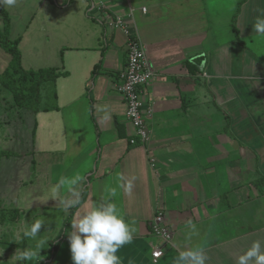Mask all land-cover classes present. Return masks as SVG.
<instances>
[{
	"label": "crops",
	"instance_id": "crops-1",
	"mask_svg": "<svg viewBox=\"0 0 264 264\" xmlns=\"http://www.w3.org/2000/svg\"><path fill=\"white\" fill-rule=\"evenodd\" d=\"M41 11L49 50L31 55L54 65L30 69H59L56 106L35 112L32 171L21 169L14 186L0 183V210L23 212L10 220L19 229L0 223V264H13L16 249H34L42 238L50 241L25 264H73L71 224L111 188L135 229L117 253L122 264H174L188 246L203 247L206 264H236L253 241L264 243V35L253 29L264 0H42ZM117 15L159 74L144 96L155 109L145 145L132 143L135 128L117 87L127 63L126 35L112 24ZM10 39L25 61L21 38ZM7 113L0 103V130L18 116ZM61 178L59 200L39 203ZM74 193L80 203L65 213L60 201ZM157 212L174 241L155 262L149 221ZM38 220L36 240H17V231ZM188 221L198 235L189 237Z\"/></svg>",
	"mask_w": 264,
	"mask_h": 264
},
{
	"label": "clouds",
	"instance_id": "clouds-1",
	"mask_svg": "<svg viewBox=\"0 0 264 264\" xmlns=\"http://www.w3.org/2000/svg\"><path fill=\"white\" fill-rule=\"evenodd\" d=\"M17 0H0V7H13ZM253 29L256 33L264 35V17L257 18ZM73 180L71 183L75 184ZM66 180L61 178L50 190L46 199L38 200L45 204L48 199L59 200L60 189ZM122 187L124 185H121ZM132 182L126 185V191H132ZM108 196L105 202L95 206L91 211L73 220L71 231L67 233L71 260L73 264H122L118 251L126 244L131 243L135 229L120 214L117 205L112 202L116 196V189H107ZM77 198L71 201H60L64 204V212L80 203L79 194L74 193ZM43 221H36L30 226L23 227L17 231V240L22 238L36 240ZM189 237L198 235V229L192 221H188ZM47 239H38L35 248L16 249L11 256L13 264H25L27 261L38 259L41 250L48 244ZM208 256L201 246H188L178 251L174 264H206ZM236 264H264V243L255 240L251 246L237 257Z\"/></svg>",
	"mask_w": 264,
	"mask_h": 264
},
{
	"label": "rangeland",
	"instance_id": "rangeland-1",
	"mask_svg": "<svg viewBox=\"0 0 264 264\" xmlns=\"http://www.w3.org/2000/svg\"><path fill=\"white\" fill-rule=\"evenodd\" d=\"M41 2L42 0H17L15 6L11 8L0 7V29L4 30L5 27V16L2 12V9H4L10 16L9 37L12 39L21 38L20 47L25 53V61H22V67L27 69L54 65L50 61L34 60L31 55L34 52L40 58L45 56L49 50L45 36L46 27L39 26L40 20L45 18V14L43 15L41 11ZM10 60L11 55L0 44V74L6 71ZM1 90V108H5L10 117H13L15 112L18 114L16 119L12 120L9 125L3 123L0 130V149L14 151L13 155L4 156L1 159L0 183L14 186L18 183L19 177L24 173L21 169L26 170L29 168L32 171L30 166L34 159L33 149L35 143L31 131L37 120V114L31 111L25 112L24 114L20 110L12 111L17 107L13 92L3 87ZM4 209L0 210V215H5L6 217L1 221L2 217L0 216V223L2 224L3 230H8L10 227L12 230L19 229L20 224H13L14 227H12L13 221L10 220L13 217H23V212L20 209L16 210L17 208L12 210ZM35 210L36 208L31 209L29 214L33 215ZM26 216L29 215L27 214ZM53 221H56V219L53 218ZM24 246V248H33L31 243H28V245L25 244Z\"/></svg>",
	"mask_w": 264,
	"mask_h": 264
},
{
	"label": "built area",
	"instance_id": "built-area-1",
	"mask_svg": "<svg viewBox=\"0 0 264 264\" xmlns=\"http://www.w3.org/2000/svg\"><path fill=\"white\" fill-rule=\"evenodd\" d=\"M112 24L126 35L127 63L119 74L117 87L127 104V116L135 128L132 143L145 145L151 139L152 130L148 121L154 117L155 109L144 96L159 74L151 68L144 46L130 30L124 17L117 15ZM149 226L153 238L151 257L157 262L173 245L174 231L163 212H157L149 221Z\"/></svg>",
	"mask_w": 264,
	"mask_h": 264
},
{
	"label": "trees",
	"instance_id": "trees-1",
	"mask_svg": "<svg viewBox=\"0 0 264 264\" xmlns=\"http://www.w3.org/2000/svg\"><path fill=\"white\" fill-rule=\"evenodd\" d=\"M2 12L5 16V27L4 30L0 29V44L11 55L12 60L9 67L0 76V82L13 92L17 103L16 108L34 112L54 108L56 103L51 100L56 98V80L61 74L59 69H24L18 47L19 41L11 40L9 37L10 16L4 9ZM234 28L238 32L236 26ZM13 154L14 152L11 150H0V165L4 156Z\"/></svg>",
	"mask_w": 264,
	"mask_h": 264
}]
</instances>
